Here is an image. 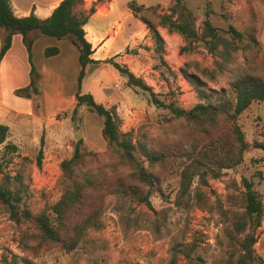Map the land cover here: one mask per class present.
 Here are the masks:
<instances>
[{
	"label": "rangeland",
	"instance_id": "1",
	"mask_svg": "<svg viewBox=\"0 0 264 264\" xmlns=\"http://www.w3.org/2000/svg\"><path fill=\"white\" fill-rule=\"evenodd\" d=\"M132 1L144 8L135 13L129 8ZM184 1L196 17L198 32L209 7L213 25L225 37L230 39L225 30L232 25L255 42L245 37L226 62L205 42L188 45L181 34L159 25V15L168 13L174 0H115L121 18L111 34L123 33L116 45L124 42L123 47L102 63L90 64L81 89L116 110L120 133H132L137 155L155 177L152 208L131 194L114 192V187L91 189L88 207L101 210L102 225L87 230L78 246L67 251L60 242L42 240L32 224L15 222L0 202V264H226L232 253L237 255L230 237L234 216L244 210L242 177L255 181L264 200V149L253 146L254 141H264V100L238 116L249 145L242 163L222 169L217 178L201 169L189 189L181 192V172L189 163L185 151L202 141L203 132L174 117L168 108L158 107L148 91L129 86L127 78L106 61L126 66L159 99L184 109L200 101L197 81L186 75L197 77L208 91L229 87L239 74L264 78V0ZM153 28L161 35V44ZM78 74L69 64L54 92L44 77L40 95L1 97L23 111L0 118L9 126L8 138L0 146V186H8L21 197V206L34 213L60 198L61 162L72 156L79 139L92 153L84 169L129 181V167L119 165L116 148L102 136L103 118L85 105L73 113ZM7 143L16 149H7ZM142 145L163 154V161L152 164L142 154ZM257 234L255 251L264 258V214Z\"/></svg>",
	"mask_w": 264,
	"mask_h": 264
},
{
	"label": "trees",
	"instance_id": "2",
	"mask_svg": "<svg viewBox=\"0 0 264 264\" xmlns=\"http://www.w3.org/2000/svg\"><path fill=\"white\" fill-rule=\"evenodd\" d=\"M84 4L85 0H61L48 17L40 18L34 13L17 16L10 0H0V26L7 31L0 49V60L11 47L13 35L21 34L31 64L30 83L16 89L15 94L27 98L41 94L37 84L39 75L32 61L33 39L28 37V33L38 31L57 39H70L79 50L81 65L77 78L78 90L75 94L76 104L73 113L75 114L80 106L85 105L101 116L103 118V138L109 146L116 148L119 165L130 169L129 181H125L120 176L111 180L104 173H93L90 169H84L85 160L92 153L87 150L84 141L79 139L74 145L72 156L61 162L62 174L59 181L61 196L45 210L34 213L28 207H22L21 197L18 194H15L8 186H0V202L8 208L15 222L32 224L42 240L60 242L67 251L78 246L87 230L102 225L101 210L88 207L91 189L105 190L114 187V192L131 194L152 208L151 196L156 183L153 173L137 155L138 147L132 133H120L116 110L96 101L93 94L81 91L88 66L99 62L92 58L94 49L91 42L87 40L84 29L90 16L95 12V8L91 7L86 10ZM129 8L136 13L144 8V5H138L132 1L129 3ZM211 13V9L207 7L203 29L200 33L196 27V17L185 1L174 0L169 12L159 15V25L170 32L181 34L188 45L199 40L205 42L212 54H219L226 62L230 60L232 51L238 48V43L242 42L245 37L250 42H255L252 35L232 25L225 30L230 36L228 39L213 25L210 19ZM153 32L158 43L161 44L163 39L158 30L153 28ZM59 51L57 46H50L46 48L45 55L53 56ZM106 61L127 78L129 86H138L148 91L152 101L158 107L168 108L174 117L194 123L203 132L202 141L193 143L192 148L185 151V157L189 163L181 172V192L189 189L193 177L201 175V169H204V172L209 169L213 177L217 178L222 169L232 168L242 163L249 145L238 123V116L252 103L264 100V78L249 73L239 74L233 78L229 87H222L219 90L211 88L208 91L203 88L205 84L197 77L186 75L187 78L192 77L197 81L200 101L193 107L184 109L176 106L172 101L165 103L159 99L153 88L126 66L110 59ZM8 135L9 126L1 123L0 146L6 142ZM5 146L9 150L16 149L15 145L9 143ZM253 146L264 149V141H254ZM140 149L152 164L163 161V154L154 153L143 145ZM41 154L40 152L39 161ZM257 172L262 178V172ZM142 185L147 189H143ZM242 185L245 190L244 210L234 216L232 221L234 235L230 237L237 245V255L232 253L226 264H264V258L256 253L254 247L258 241L257 230L263 221L264 200L255 188L253 179L242 177Z\"/></svg>",
	"mask_w": 264,
	"mask_h": 264
},
{
	"label": "crops",
	"instance_id": "3",
	"mask_svg": "<svg viewBox=\"0 0 264 264\" xmlns=\"http://www.w3.org/2000/svg\"><path fill=\"white\" fill-rule=\"evenodd\" d=\"M60 1L10 0L12 9L17 16H26L34 13L40 18L48 17ZM91 7L95 8V12L90 16L84 29L86 32L85 36L91 42L94 49L92 58L98 60L97 64H99L106 58H111L118 54L123 47L124 42L120 47L116 46L118 38L123 33L115 36L111 34L114 23H117L119 18H121V9L115 3V0H85L84 9L89 10ZM6 34L7 31L0 26V49ZM28 37L33 39L32 61L39 75L37 84L40 88L41 82L45 77L54 92L55 88L57 89L61 83L69 64L72 65L76 75L80 72L79 50L70 39H52L50 36L47 37V35L38 31H31L28 33ZM51 45H57L60 51L56 55L46 56L45 50ZM30 71L31 64L23 36L21 34H14L11 47L2 60H0V118L13 114V112L23 111L18 108V105L9 104L1 97L5 94L13 95L16 89L27 86L30 83ZM84 81L85 78L81 89ZM0 123L7 124L2 122V120H0Z\"/></svg>",
	"mask_w": 264,
	"mask_h": 264
}]
</instances>
